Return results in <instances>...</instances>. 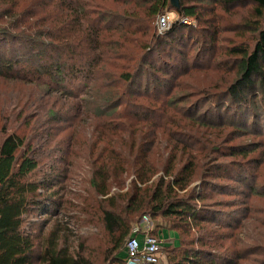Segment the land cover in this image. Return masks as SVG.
<instances>
[{
	"label": "trees",
	"instance_id": "16d2710c",
	"mask_svg": "<svg viewBox=\"0 0 264 264\" xmlns=\"http://www.w3.org/2000/svg\"><path fill=\"white\" fill-rule=\"evenodd\" d=\"M117 1L130 3L133 0ZM136 1L143 5V11L136 20L144 18L152 22L166 10L174 11L177 20L165 37L154 38L157 40L154 47L139 51L137 57H130V65L135 67L127 68L129 65L113 64L118 59H126L125 53L98 51L109 44L104 33L115 32L116 21L127 22V16L115 20L112 11L90 0H0V77L26 85L35 83L46 87L49 92L58 90L64 95L71 94L70 89L64 86L65 82L85 81L90 90L87 95L100 97V101L91 107L95 119L120 112L127 104L139 108L145 101L155 106L160 102V94L171 93V82L166 75L172 77L184 73V70H179L178 57L174 56L182 51L167 53V60L158 57L157 51L167 44L165 39H173L189 27L181 24L180 20L200 22L203 15L215 16L217 11L230 13V5L249 3L254 6L257 18L252 49L232 47L228 55L235 57L233 80L225 85L222 96L208 90L200 96L208 104L215 97L228 99L236 108L234 119L220 117L219 121H213L208 115H198L196 112L201 104L196 100V109L189 110L185 117L199 127L217 128L231 124L236 133L248 129V120L252 124L264 121V0H179L177 9L171 7L169 0ZM215 34L214 29L208 35L209 40ZM104 37L106 40L102 39ZM105 64H113L116 68L106 72L102 67ZM171 65L175 67L174 72ZM100 81L104 85L98 86ZM102 87L106 91L99 94ZM109 87L117 88L118 92L107 91ZM23 98L29 101L30 97L24 93ZM188 102L179 100L177 104L186 106ZM166 103L173 105L169 98ZM153 111L155 109L149 108L145 113ZM221 113L212 112L210 116H221ZM45 114L52 118L56 112L49 109ZM27 118L23 117L20 126L29 124ZM55 119L59 120V117ZM7 131L5 126L0 129V264H93L81 252L70 251L72 235L66 227L67 222L62 219H56L54 227L46 233L40 232L39 236L33 231L37 224L30 225V232L25 231L26 216L43 212L44 217L39 224L41 230H46L50 218L63 208V204L55 199V188L61 176L53 171L41 179L33 178L39 168L36 145L25 135ZM119 139L117 137L116 141L110 142L114 145ZM142 139L127 143L122 137L119 150L114 146L109 150L100 149L93 161L88 159V183L112 244L108 256L121 264L133 224L149 214L152 218L166 219L171 226L169 230L177 235V244L165 245L169 264H242L250 260L254 264H264L263 247L259 255L253 247L244 250L222 248L224 240L234 239L233 245L237 239L240 240L237 234L223 231L229 230L237 220L230 223L221 221L218 215H225L217 208L227 202L209 201L213 193L231 189L230 195L236 196L243 191L238 188L245 184L246 179L240 174L232 177L228 170L240 167L239 160L246 158L249 151L242 146L229 145L227 154L233 158L232 161H214L210 166L215 171L209 173L210 169H204L207 163H201L186 151H191L189 144L174 148L166 156L159 153L161 161L158 163L150 159L157 157L153 155L152 141L141 143ZM209 150L225 156L218 147L211 146ZM88 154L92 156L93 152ZM123 173L134 176L135 180H131L125 192L111 193L113 187H123L124 179L120 178ZM216 179L234 180L237 184L227 188ZM195 182L198 184L194 185ZM251 183L246 187L253 194L257 188ZM92 208L89 204L81 211L88 213ZM161 230L163 228L151 233L157 241V233ZM199 231L203 232L201 237L193 235ZM37 241L40 250L36 253Z\"/></svg>",
	"mask_w": 264,
	"mask_h": 264
},
{
	"label": "rangeland",
	"instance_id": "374dc122",
	"mask_svg": "<svg viewBox=\"0 0 264 264\" xmlns=\"http://www.w3.org/2000/svg\"><path fill=\"white\" fill-rule=\"evenodd\" d=\"M90 1L112 11L115 20L119 17L124 19L127 16L129 20L127 22L116 21L115 32L104 33L109 44L98 50L125 53L126 59H118L113 64L129 65L127 68L135 67L133 64L130 65V57H137L139 51H147L149 47L150 49L154 47L157 41L154 38L165 37L166 33L172 29L171 24L177 20L174 11L166 10L169 27L159 33L156 27L157 18H154L152 22L144 18L136 20L143 11V5L136 0L130 3H121L117 0ZM253 7L249 3L230 5V13L217 11L215 16L203 15L200 22L189 19L192 21L188 28L177 33L173 39L164 40L167 44L157 49L158 57H165L167 60V53L182 51L174 56L178 57L179 70H184V73L175 74L172 77L166 75L171 82V93L160 94L158 96L160 102L155 106H150L145 101L141 106L139 105V108L134 104H127L120 112L103 119H95L91 107L95 102L100 101V97L87 95L90 90L85 86L87 85L85 81L78 79L73 83L65 82L64 86L70 89L71 94L64 95L58 90L49 92L46 87L35 83L26 85L20 81H9L0 77V129L5 126L8 133L16 131L34 142L39 154V168L33 178L41 179L53 171L61 176L60 183L55 188V199L63 204V208L50 218L46 230H41L39 224L44 217L43 212L26 216L25 231L30 232V225L37 224L33 231L39 236L40 232L46 233L48 229L53 228L56 219H62L67 222L66 227L72 235L70 237L71 252H81L80 254L93 264H117L112 256H108L112 244L100 220L101 215L97 211L94 194L88 183L90 178L88 159L93 161L100 149L109 150L114 146L116 150H119L122 137H125L127 143L143 138L141 143H144V140L152 141L153 155L157 157H150V159L154 162L160 163L159 153L166 156L174 148H180L186 143L191 148V151H186L192 153L201 163H207L204 169H210L209 173H213L215 168L210 165L214 164V161L223 163L232 161L233 158L227 154V147L234 145L242 146L249 151L246 158L239 160L240 167L228 170L232 177L240 174L243 179H246L245 184L238 188L243 191L236 196L230 195L231 189L223 192L224 194L210 192L209 201L221 200L228 203L217 208L225 215V217L218 215L221 221L230 223L232 220H237L236 223H232L233 226L229 230L223 231L237 234L240 240L237 239L236 245H233L234 239L224 240L222 248L244 250L246 247H253L257 249L259 255L260 248H264V121L252 124L251 120H248V129H244L243 133H236L231 124L217 128L199 127L185 117L189 115V110L196 109L194 104L196 100L201 104L200 110L196 112L198 115H208L213 121H219L220 117L226 120L234 119L233 111L236 108L228 99L215 97L211 99V104H208L200 96L206 90L211 94L222 96L225 85L233 80L236 70L235 57L228 55L232 47L252 49L257 23ZM214 29L216 34L209 40L208 35ZM102 39L106 40L105 37ZM185 53L187 55H184ZM113 64H105L102 67L109 72L116 68ZM170 69L175 71L172 65ZM102 85L104 83L100 81L98 86ZM115 89L117 88L113 90L109 87L107 91L118 92ZM105 91V88H99V94ZM24 93L29 95V101L23 98ZM168 98L173 103L172 106L167 105L169 102L164 104ZM179 100L189 102L183 106L184 103L177 104ZM149 108L155 111L145 113L149 111ZM49 109L56 112L52 118L45 114ZM212 112L222 113L221 116L216 114L210 116ZM146 114L148 117L144 118ZM24 116L28 117L29 124L23 127L20 125ZM55 117H59V120ZM117 137L120 139L113 145L110 140L116 141L114 139ZM213 143L216 144L213 145ZM211 146L218 147L225 156H221V152L211 153L209 150ZM90 151L93 152L92 156L88 154ZM120 178L124 179L123 187L115 186L111 189V193L125 192L131 180H135L134 176L127 173L120 175ZM216 181L227 188L237 184L234 180L216 179ZM249 182L257 188L253 194L246 187ZM196 184L198 183L195 182L194 185ZM89 204L93 208L88 213L82 212L81 210ZM143 217L149 222L150 234L156 229L163 228L157 233L162 251L159 254L160 264H169L165 245L177 244L176 233L169 230L170 223L161 217L152 218L149 214H145L137 223H140ZM212 227L215 228V225ZM202 234V231L193 232L196 237H201ZM141 239L142 236H138V240ZM38 242L36 253L40 250ZM250 261L242 264H254ZM34 264L38 263L34 262Z\"/></svg>",
	"mask_w": 264,
	"mask_h": 264
},
{
	"label": "built area",
	"instance_id": "2783aa9c",
	"mask_svg": "<svg viewBox=\"0 0 264 264\" xmlns=\"http://www.w3.org/2000/svg\"><path fill=\"white\" fill-rule=\"evenodd\" d=\"M156 20V27L159 33L169 27L167 12L159 15ZM191 21L189 19H181L180 23L189 26ZM138 236H142L140 241ZM124 249L125 257L122 259L121 264H159L160 244L156 238L151 236L149 222L145 217L140 223L135 224Z\"/></svg>",
	"mask_w": 264,
	"mask_h": 264
},
{
	"label": "water",
	"instance_id": "95a60500",
	"mask_svg": "<svg viewBox=\"0 0 264 264\" xmlns=\"http://www.w3.org/2000/svg\"><path fill=\"white\" fill-rule=\"evenodd\" d=\"M169 4H170L171 7H173L174 9L179 8V0H169Z\"/></svg>",
	"mask_w": 264,
	"mask_h": 264
}]
</instances>
